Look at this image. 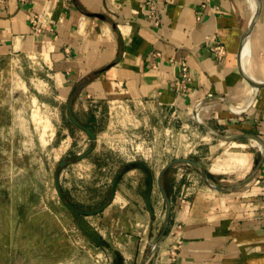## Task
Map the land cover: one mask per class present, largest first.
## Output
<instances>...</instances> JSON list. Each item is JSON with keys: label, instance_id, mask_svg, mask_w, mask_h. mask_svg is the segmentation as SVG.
Instances as JSON below:
<instances>
[{"label": "crops", "instance_id": "0c3cea01", "mask_svg": "<svg viewBox=\"0 0 264 264\" xmlns=\"http://www.w3.org/2000/svg\"><path fill=\"white\" fill-rule=\"evenodd\" d=\"M154 12L158 23L143 0H0V56L36 60L53 103L66 109L70 99L81 122L96 123L97 112L115 101L172 114L197 108L201 159L214 160L199 164L201 186L179 187L185 198L171 203L172 229L159 241V257L168 259L178 240L173 264H264V86L246 111H234L251 88L239 59L250 3L154 0ZM33 14L40 32L31 26ZM216 42L225 48L222 59L214 56ZM180 61L191 77L185 91L176 90ZM243 64L264 80V0ZM96 137L91 156L100 148ZM183 168L178 176L188 175ZM121 185L117 196L125 195ZM118 244L105 264H134Z\"/></svg>", "mask_w": 264, "mask_h": 264}, {"label": "rangeland", "instance_id": "374dc122", "mask_svg": "<svg viewBox=\"0 0 264 264\" xmlns=\"http://www.w3.org/2000/svg\"><path fill=\"white\" fill-rule=\"evenodd\" d=\"M33 62L0 56V264H105L118 243L135 257L134 264L159 263L165 246L148 259V240L165 227L156 175L177 157L205 166L214 160L201 159V116L141 102L107 105L96 123L79 121L101 135L99 151L91 156L89 136L70 121L64 105L53 103ZM134 160L153 173L152 215L144 200L146 172L127 165ZM181 166L188 175L178 176ZM116 172L125 195L115 190L111 199ZM56 178L64 200L78 209L109 203L93 214L78 213L59 197ZM193 182L202 185L200 170L185 163H173L160 178L174 204L182 199L178 189ZM169 222L162 236L171 232ZM96 234L107 245L94 241Z\"/></svg>", "mask_w": 264, "mask_h": 264}, {"label": "water", "instance_id": "95a60500", "mask_svg": "<svg viewBox=\"0 0 264 264\" xmlns=\"http://www.w3.org/2000/svg\"><path fill=\"white\" fill-rule=\"evenodd\" d=\"M248 1L250 3V7H251V16H250V19H249V21H248V23H247V25H246L243 33H242L241 46H240V49H239V59H240V70L243 73V75L245 76V78L247 79V81L250 83L251 88H250V91H249V97L247 99L246 104L243 107L234 109V111H236L238 113H242V112L246 111L251 106V104L253 103V100L255 98L257 89L262 87V86H264V80H260V79H257L255 77H253L248 72V70L245 67V65L243 64L244 56L248 53V49H249V42H250L252 27H253L255 21L258 18L259 10H260V3H261V0H254L255 5L253 6L252 5L253 3L251 2V0H248ZM246 47H247V52L245 53V50H246L245 48ZM66 111H67V115H68L70 121L74 125L79 127L80 129L84 130L87 133V135L89 136V140L91 141L92 145H91L89 151L86 152V154H88L95 147L96 134L89 127H87L86 125L80 123L75 118V116L73 115L72 109H71V100L70 99H68V101L66 103ZM197 113H198L197 108H195L193 110V112L191 113L192 117L197 119L198 118ZM252 140L255 141L256 143H258L259 151L261 153H263V145L260 143V141L257 138H253ZM173 163H185L187 165L196 166V167L199 168L200 173H202V175L205 176V178H206V174L204 173L203 170H201V166L199 165V163H197L195 160H192V159H189V158H185V157H182V158H178L177 157V158L173 159L172 161H170L169 163H167L166 165H164L161 168V170L156 175V182H157V185L160 188V191L162 193L163 199L165 201V212H164V218H163L165 227L167 226L168 221L170 219L171 206L172 205H171V200H170L168 194L161 187L160 178L163 175V173ZM127 165H137V166L141 167L146 172V175H147V187H146V193H145L144 200H145V205H146V207L148 209V212L152 215L153 214V209H152V205H151V195H152V192H153V183H154L153 173H152V171L150 170V168L148 167V165L144 161H140V160L136 161V160H134V161L128 162ZM120 175H121L120 172H116L115 173V177L113 179V184H112V191H111V195H110L111 199L113 198V196L115 194L116 186H117V183H118ZM55 186H56V190H57V193H58L59 197L64 200L63 195H62V191L60 189V185H59V182H58L57 178L55 179ZM65 203H66V205L69 208L73 209L74 211H76L78 213H81V214H93V213L101 211L103 208H105L108 205L109 202L105 203L100 208L92 210V211H86V210L78 209L74 205L69 203L68 201H65ZM165 227L162 229V231H160L154 237H152L151 239L148 240V259L149 260L154 255L155 250L158 247V244H159V241L161 239V236L164 234Z\"/></svg>", "mask_w": 264, "mask_h": 264}, {"label": "built area", "instance_id": "2783aa9c", "mask_svg": "<svg viewBox=\"0 0 264 264\" xmlns=\"http://www.w3.org/2000/svg\"><path fill=\"white\" fill-rule=\"evenodd\" d=\"M20 1H26V0H20ZM209 0H203L204 4L207 3ZM143 3L146 7V12L147 15L149 16V18H151L152 20H154L155 23H158V19L155 16V12H154V0H143ZM31 26L33 28L34 32H40V27L38 25V15L37 14H33L32 18H31ZM212 50L214 53V56L217 59H222V57L225 55V48L221 43H214L212 46ZM180 66V72L178 77L176 78L175 84H176V90L177 91H185L187 89V83L190 80V72L188 69V65L185 61H180L179 63ZM112 104H127L125 102L122 101H115L110 103ZM255 146L257 145L258 149H259V145L258 143H256L255 141H253ZM263 179H264V174H263ZM184 197H182V199H184ZM179 246V241L177 240L176 242H174L172 244V247L170 248V254L168 256V259H160L159 263L156 264H173L174 262V254H175V250L177 249V247Z\"/></svg>", "mask_w": 264, "mask_h": 264}, {"label": "trees", "instance_id": "16d2710c", "mask_svg": "<svg viewBox=\"0 0 264 264\" xmlns=\"http://www.w3.org/2000/svg\"><path fill=\"white\" fill-rule=\"evenodd\" d=\"M87 127H88V126H87ZM95 236H96L95 238H96L97 240L94 239V241H96L97 243H100V244H102V245H103V244H104V245H107V242H106L105 240L101 239V238L99 237L98 234H96ZM115 252H116V251H115ZM116 254H117V253H116Z\"/></svg>", "mask_w": 264, "mask_h": 264}, {"label": "bare ground", "instance_id": "6f19581e", "mask_svg": "<svg viewBox=\"0 0 264 264\" xmlns=\"http://www.w3.org/2000/svg\"><path fill=\"white\" fill-rule=\"evenodd\" d=\"M251 2L253 3L252 5L254 6L255 5L254 0H251ZM245 49H246L245 50V53H246L247 52V47Z\"/></svg>", "mask_w": 264, "mask_h": 264}]
</instances>
